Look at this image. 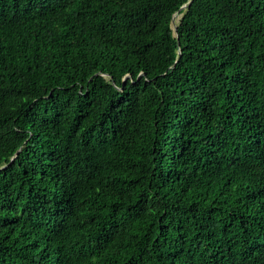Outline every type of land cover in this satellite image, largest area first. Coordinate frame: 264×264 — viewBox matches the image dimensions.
<instances>
[{"label":"trees","instance_id":"obj_1","mask_svg":"<svg viewBox=\"0 0 264 264\" xmlns=\"http://www.w3.org/2000/svg\"><path fill=\"white\" fill-rule=\"evenodd\" d=\"M0 264H264V0H0Z\"/></svg>","mask_w":264,"mask_h":264},{"label":"water","instance_id":"obj_2","mask_svg":"<svg viewBox=\"0 0 264 264\" xmlns=\"http://www.w3.org/2000/svg\"><path fill=\"white\" fill-rule=\"evenodd\" d=\"M188 7V5H184L176 14L173 15L172 17V28L174 30V33L178 36V29H177V22H176V19L178 16H180V12L183 10V9H186ZM128 77V76H127ZM126 77V78H127Z\"/></svg>","mask_w":264,"mask_h":264},{"label":"rangeland","instance_id":"obj_3","mask_svg":"<svg viewBox=\"0 0 264 264\" xmlns=\"http://www.w3.org/2000/svg\"><path fill=\"white\" fill-rule=\"evenodd\" d=\"M181 17H182L181 15L177 17V19H176L177 24L179 23Z\"/></svg>","mask_w":264,"mask_h":264},{"label":"snow or ice","instance_id":"obj_4","mask_svg":"<svg viewBox=\"0 0 264 264\" xmlns=\"http://www.w3.org/2000/svg\"><path fill=\"white\" fill-rule=\"evenodd\" d=\"M189 2H191V0H189Z\"/></svg>","mask_w":264,"mask_h":264}]
</instances>
